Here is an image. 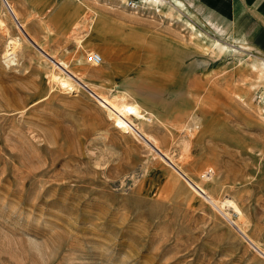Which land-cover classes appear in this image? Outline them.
I'll list each match as a JSON object with an SVG mask.
<instances>
[{
    "label": "rangeland",
    "instance_id": "374dc122",
    "mask_svg": "<svg viewBox=\"0 0 264 264\" xmlns=\"http://www.w3.org/2000/svg\"><path fill=\"white\" fill-rule=\"evenodd\" d=\"M187 10L0 0V264H264L259 57ZM117 88L162 153L93 98Z\"/></svg>",
    "mask_w": 264,
    "mask_h": 264
},
{
    "label": "crops",
    "instance_id": "0c3cea01",
    "mask_svg": "<svg viewBox=\"0 0 264 264\" xmlns=\"http://www.w3.org/2000/svg\"><path fill=\"white\" fill-rule=\"evenodd\" d=\"M174 9H194L210 27L223 34L213 37L219 45H232L240 51L251 47L257 60L264 63V0H166L161 8L166 13ZM198 34L203 37L200 31Z\"/></svg>",
    "mask_w": 264,
    "mask_h": 264
},
{
    "label": "bare ground",
    "instance_id": "6f19581e",
    "mask_svg": "<svg viewBox=\"0 0 264 264\" xmlns=\"http://www.w3.org/2000/svg\"><path fill=\"white\" fill-rule=\"evenodd\" d=\"M140 4H146L147 6H151L153 8H155L157 11H162L161 8L166 4V0H141V3ZM87 5V4H86ZM136 6H138L139 4L138 3H135ZM88 7V6H87ZM18 23V22H17ZM19 25V24H18ZM191 25V24H190ZM75 26V25H73ZM192 26V25H191ZM19 28L21 31H23L26 35H27V38H29L25 28H23V26H21V24L19 25ZM19 30V31H20ZM20 31V32H21ZM79 32V31H78ZM200 35V34H198ZM197 35V36H198ZM210 45H216V50H219L221 52L223 51H231V52H235V51H239L238 49H236L235 47H229V46H226V45H219V43L215 40H212L211 44ZM99 54V53H98ZM100 55V62L96 65V66H99L101 61H102V58L103 56ZM10 61V60H9ZM60 63V62H59ZM59 65L61 66H58L60 67V70H63V71H66L68 73H76L75 70L72 68L69 69V64L64 61V62H61ZM92 65V64H91ZM251 67L252 68H260V72L264 74V63L262 61H259L257 59H254L252 62H251ZM98 69H96L97 71ZM96 71L94 72V74H96ZM74 74H72L74 76ZM77 74V73H76ZM78 76H81L79 74H77ZM75 75V76H77ZM63 76H69L67 73L64 74ZM71 76V75H70ZM78 79V78H77ZM79 79L81 80V78L79 77ZM118 89V88H117ZM116 92V91H115ZM190 92V91H189ZM93 95V98L95 99V101L98 102V104L100 106H102L103 108H105L109 113H111L113 115V118H114V121L116 122V124L118 123L121 127H126L128 129L129 132H131L132 134L136 135V136H140L143 140L145 141H149L150 144L153 143V147L162 153V150L158 147V144H157V141L156 139L151 135L149 134L148 132H144L140 129V127L138 125L135 124V122L133 121L132 119V116H136L139 112V105L136 103V104H132V103H129L128 102V96L130 95L129 93L123 91V90H120L118 89L116 93L112 94V95H105V94H101L100 92H93L92 93ZM238 98V97H237ZM240 100V99H239ZM132 101V100H131ZM262 101L264 102V95L262 96ZM194 111H191L190 113H192ZM194 114V115H193ZM192 114L193 117L197 118V114L194 112ZM152 115V114H151ZM150 116V114H149ZM142 117V116H141ZM150 119V118H149ZM194 121V120H193ZM138 123V122H137ZM141 123V122H139ZM125 131V129H124ZM152 142V143H151ZM151 150V149H150ZM155 151V150H154ZM158 154V153H157ZM162 155V154H161ZM171 161V160H170ZM174 162V161H173ZM171 164H172V161H171ZM175 166V165H174ZM178 166V165H177ZM176 167V166H175ZM180 170V168H177ZM181 172V170H180ZM183 172V171H182ZM181 172V173H182ZM184 173V172H183ZM182 173V174H183ZM185 175V174H183ZM186 177V176H185ZM192 179V178H191ZM190 178H188V180L190 182L191 181ZM194 181V180H193ZM195 182V181H194ZM197 186V185H196ZM198 188V186H197ZM203 189V188H202ZM196 190V189H195ZM204 191H206L204 189ZM200 193V192H199ZM203 193V192H202ZM208 195V194H207ZM205 194V196L212 202V201H216L220 208H221V204L223 205V207H227L229 209H235V212L237 211V205L236 203L234 202V200L230 199V198H223L221 200H216V199H212V196L209 197ZM201 196V195H200ZM206 200V199H205ZM215 204V203H214ZM218 206V207H219ZM234 211V210H233ZM237 213V212H236ZM238 214V213H237ZM237 216V215H236ZM236 223V222H234ZM237 227V226H236ZM239 230L242 232V234L245 236V238L248 240V237L247 235L244 233V231L242 230L241 226H238ZM249 241V240H248ZM251 241V240H250ZM252 244H254L253 242H250ZM254 247L258 248L257 246L253 245ZM259 249V248H258ZM262 253V252H261Z\"/></svg>",
    "mask_w": 264,
    "mask_h": 264
},
{
    "label": "built area",
    "instance_id": "2783aa9c",
    "mask_svg": "<svg viewBox=\"0 0 264 264\" xmlns=\"http://www.w3.org/2000/svg\"><path fill=\"white\" fill-rule=\"evenodd\" d=\"M137 0H126V6L129 8H135ZM6 3V2H5ZM86 61L92 65H97L100 62V55L95 51H90L86 54ZM213 175V170L207 168L201 173V178L204 180H208Z\"/></svg>",
    "mask_w": 264,
    "mask_h": 264
}]
</instances>
